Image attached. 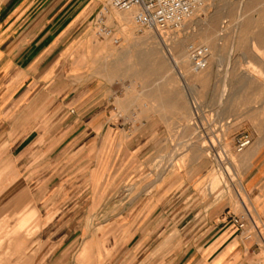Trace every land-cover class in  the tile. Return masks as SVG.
<instances>
[{"label": "crops", "instance_id": "crops-1", "mask_svg": "<svg viewBox=\"0 0 264 264\" xmlns=\"http://www.w3.org/2000/svg\"><path fill=\"white\" fill-rule=\"evenodd\" d=\"M95 12L88 0H0V128L6 127L9 133H29L13 145L59 142L56 147L66 149V163H80V169L70 171L64 181L53 182L48 195L56 197L65 184L64 193L74 195L73 210L105 206L107 195L120 191L124 184L142 181L151 161L165 148L166 136L200 134L192 124L193 101L198 104L200 123L211 121L220 132L225 122L236 121L237 134H250L252 143L238 153L239 165L233 168L240 188L264 225V128L248 122L255 119L256 113L248 105L257 93L244 91L264 86V82L244 83L239 73L241 64L264 73V31L221 34L216 40L231 42L232 47L234 70L229 87L234 90L236 112L229 114L222 102L224 80L215 73L220 64L216 58L210 69L213 72L204 74L208 80L204 78L202 84L193 76L186 82L183 73L177 71L186 82L183 94L167 71L144 69L136 76L114 78L109 71L112 65H106L100 68L104 74H99L88 56L120 48L122 39L113 47L104 40L95 43L90 22ZM144 41L136 39L126 47L143 46ZM220 45L214 53H219ZM23 115L35 120L22 127L12 123L10 129L5 119ZM56 147L52 145L49 152L54 154ZM178 166L175 183L182 190L170 196L164 183L145 194L144 201L132 205L140 207L135 213L123 219L117 216L114 237L104 255L110 249L117 254L124 248L121 241L126 226L131 231L130 240L147 239L142 245L137 243L139 247L147 245L139 252L147 253L139 264H251L255 255L247 253L248 244L241 242L229 222L231 211L186 212L195 203L186 206L193 197L186 200V195L191 190L194 194L206 180L210 162L192 158L188 166ZM223 170L227 173L225 166ZM37 194L40 198L41 190Z\"/></svg>", "mask_w": 264, "mask_h": 264}, {"label": "rangeland", "instance_id": "rangeland-1", "mask_svg": "<svg viewBox=\"0 0 264 264\" xmlns=\"http://www.w3.org/2000/svg\"><path fill=\"white\" fill-rule=\"evenodd\" d=\"M90 1L93 2V10L96 11L90 17L92 40L97 44L103 43L104 40L113 47L111 39L98 36L95 26V19L102 13L103 8H106L107 2L88 0ZM93 18L94 21L91 20ZM106 23L115 31V38H121L122 42L120 48L113 47L107 52L97 51L88 56L92 60V66L98 68L99 74H104L105 71L101 73L100 71L106 65L107 68L112 65L109 71L114 78L121 77V74L136 76L144 69L147 72H152L154 69L167 71L168 74L173 75L174 83L183 94L185 89L182 85L187 82V78L192 79V76L199 78L196 79L197 84L205 81L204 78L207 76L204 74L211 71L216 57L220 64L215 73L219 72L224 80L221 91L224 94L222 102L227 104L229 114H234L235 94L229 87L234 70L231 61L233 59L230 51L231 42L216 40L221 34L236 35L239 32L264 31V0H204L196 14L186 22L183 30L176 32L174 29H169L161 35L162 42L155 32L139 33L135 28L132 13L110 10ZM136 39L145 40V45L136 48L126 47V44H131ZM191 44L208 46L212 56L209 58V66L201 73L192 71L189 56L186 63H180L179 69L186 79L185 82L176 72L173 62L166 58L165 48H168L174 58H179L181 53L188 54V46ZM219 44H221L218 48L219 53H214ZM240 66L239 73L244 83L255 85L264 82V73L251 66L242 64ZM245 90L257 93L253 103L248 105L256 113L255 119L252 120L253 122H248L253 123L257 128H264V86L249 87ZM5 120L11 129L12 123H17L20 127L28 126L35 118L23 115L21 118L10 117ZM236 126V121L229 120L223 124L222 128L225 130L222 133L218 132L219 138L220 135L225 134L224 145L230 151L229 159L233 162L232 165H229L230 162L224 161L221 164L212 159L203 134L166 136L165 148L151 161L142 181L134 185L124 184L120 191L112 192L105 197V206L91 208L90 211L70 208L74 195L64 193L65 184L56 197H50L47 193L54 183L64 181V177L68 176L70 171L80 169L78 162H73L71 165L66 163L67 156L64 154L66 149L56 147L59 142L13 145L29 133H9L5 132L6 127H1L0 264H139L143 262L147 253L139 255V252L147 245L139 247L137 243L142 245L147 239L143 238L136 242L130 240L131 231L127 230L126 226L123 229L124 240L121 241L125 245L124 248L119 249L117 254L115 249H110L108 254L104 255V249L114 237L115 218L119 216L123 219L126 214L135 213L140 207H132V205L164 183L168 185L166 194L176 196L182 190L177 188L178 183H175L179 176H177V167L179 164L188 166L192 158L209 161L211 166L205 173L206 180L202 185L194 191V194L191 190L186 195V200L193 196L186 206L195 201L186 208V212H195V209L197 211L205 209L207 212L215 209L221 212H241L242 205L236 189L247 206L251 203L240 188V180L234 170L238 168L240 156L234 151L232 144L233 135L239 133ZM52 145L56 147L54 154L49 152L52 150L50 148ZM19 146L20 148L15 152V148ZM224 166L227 168V173L223 170ZM38 190H41L40 198L37 194ZM50 205L53 209L51 212H49ZM72 215L75 216L74 219ZM67 217L71 219L67 220ZM69 222L71 225H68ZM250 245L248 244L247 247Z\"/></svg>", "mask_w": 264, "mask_h": 264}, {"label": "built area", "instance_id": "built-area-1", "mask_svg": "<svg viewBox=\"0 0 264 264\" xmlns=\"http://www.w3.org/2000/svg\"><path fill=\"white\" fill-rule=\"evenodd\" d=\"M106 8L95 19L98 36L111 39L112 44L119 45L120 38H115V31L106 23L110 10L132 13L135 28L139 33L155 32L166 33L169 29L176 32L182 31L186 22L189 21L202 6L204 0H106ZM192 71L201 73L209 66L210 48L206 45H189L188 47ZM194 119L192 124L203 134L210 148L212 159L220 162H230V151L224 145L225 134L213 122L200 123L198 104L191 102ZM201 127V128H200ZM219 132V133H218ZM218 133V134H217ZM252 139L249 133L240 132L232 137L234 151L240 153L249 147ZM222 157V158H221ZM226 167V166H225ZM242 205L239 213H232L228 220L237 230L242 243L251 244L247 247V253L252 252L255 258L251 264H264V225L258 219L253 207L247 206L243 197L237 192Z\"/></svg>", "mask_w": 264, "mask_h": 264}, {"label": "bare ground", "instance_id": "bare-ground-1", "mask_svg": "<svg viewBox=\"0 0 264 264\" xmlns=\"http://www.w3.org/2000/svg\"><path fill=\"white\" fill-rule=\"evenodd\" d=\"M241 20V19H240ZM158 35V38L161 40L162 38H161V34H159V33H157ZM161 42H162V40H161ZM161 45V44H160ZM164 46V45H163ZM189 47V46H188ZM255 47V46H254ZM164 48V47H163ZM256 48V47H255ZM254 50V49H253ZM172 51V50H171ZM257 51V50H256ZM255 51V52H256ZM259 51V50H258ZM261 51V50H260ZM165 52H166V58H168L169 60H171V62H173L172 64H173V67L175 68V70H177L178 72H180V69H179V64L180 63H182V62H184V63H186V59H188V56H189V52H188V54L187 55H184V53L182 54L181 53V55L179 56V58H174L173 56H172V53L168 50V48L166 49L165 48ZM263 53V52H262ZM212 53H211V51H210V56H212L211 55ZM257 54V53H256ZM164 55V54H163ZM258 55V54H257ZM178 56V55H177ZM259 57V56H258ZM216 58V57H215ZM167 59V60H168ZM189 60H190V57H189ZM255 62V61H254ZM254 67V66H253ZM176 71V72H177ZM180 74H182V73H180ZM246 74V73H245ZM249 74V73H248ZM181 76V75H180ZM250 77H251V75H250ZM182 78V77H181ZM252 78H253V76H252ZM187 85V84H186ZM189 92V91H188Z\"/></svg>", "mask_w": 264, "mask_h": 264}]
</instances>
